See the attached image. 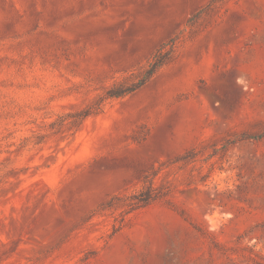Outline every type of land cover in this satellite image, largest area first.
<instances>
[{"label":"rangeland","instance_id":"1","mask_svg":"<svg viewBox=\"0 0 264 264\" xmlns=\"http://www.w3.org/2000/svg\"><path fill=\"white\" fill-rule=\"evenodd\" d=\"M0 264H264V0H0Z\"/></svg>","mask_w":264,"mask_h":264},{"label":"trees","instance_id":"2","mask_svg":"<svg viewBox=\"0 0 264 264\" xmlns=\"http://www.w3.org/2000/svg\"><path fill=\"white\" fill-rule=\"evenodd\" d=\"M173 47L174 41L172 39L163 43L145 64L140 73L128 76L121 81L113 83L110 87L105 89L104 94L78 109L66 111L59 115L57 120L51 122V125H54L58 130L67 131L68 135H73L89 115L101 112L108 100L127 96L138 90L150 80L155 73L170 60ZM259 136V134L247 135L249 138H258ZM41 141L42 139L38 137L33 143L37 144ZM155 196L156 194L152 185H146L134 195V198L137 200L138 204L143 205L154 200Z\"/></svg>","mask_w":264,"mask_h":264}]
</instances>
